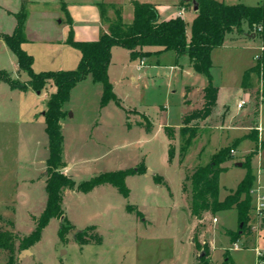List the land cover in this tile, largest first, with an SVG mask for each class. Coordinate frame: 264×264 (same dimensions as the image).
I'll return each mask as SVG.
<instances>
[{
    "label": "rangeland",
    "instance_id": "374dc122",
    "mask_svg": "<svg viewBox=\"0 0 264 264\" xmlns=\"http://www.w3.org/2000/svg\"><path fill=\"white\" fill-rule=\"evenodd\" d=\"M12 1L16 0H0V4H11ZM65 1H73L76 5L95 1L114 3L124 21L130 22L132 18L130 0H34L28 11L30 16L25 32L34 39L39 32L56 39L66 24L60 7ZM150 1L157 3L162 15L180 9V0ZM218 1L246 5L262 2ZM185 7L183 18L189 35L191 1L185 0ZM108 14L113 16L114 13L109 10ZM8 19L0 9V32L8 29ZM261 44L258 37L247 35V26L243 23L242 32L227 33L223 45L214 48L210 68L212 83L220 88L219 103L225 104L230 113L236 111L237 115L230 116L227 111L221 121L222 110L214 108L207 119L217 128L213 136L208 141L203 136L193 138L181 162L178 139L168 140L162 126L179 123L181 113L190 109L184 103V95L188 93L185 85L199 87L204 85L205 78L191 68L186 55L175 61L172 50L140 59L142 65L137 69L138 59L129 60L122 47L115 48L109 73L112 90L120 105L110 100L101 107L100 94L94 88L78 86L72 89L63 105L66 114L61 121L65 137L62 158L76 160L74 169L69 172L76 183L102 171L132 168L140 162L146 169L125 177L126 196L111 184L96 186L88 192L65 189L62 208L71 228L61 240L58 237L60 218H51L42 229L40 239L22 248L28 249L29 253L24 254L18 264H196L200 251L194 247V240L208 244V258L212 264H222L225 249L229 264H257V250L264 253V209H255L256 197L251 194L248 225L239 238L230 243L225 231L237 228L236 210L205 213L196 220L189 214L188 193L181 186L184 168L206 164L216 148L238 138L237 145L232 146L233 152L230 151L232 158L221 164L225 169L219 174V199L235 188L244 175V155L252 150L255 152L250 157V166L254 168L257 185L254 180L251 189L256 185L264 198V174L258 173L264 169V94L260 96V80L252 74L245 85L246 92L241 96L235 93L244 70L255 62L253 55ZM60 45L69 53L79 54L76 48L59 41L50 48ZM37 47L36 41L23 45L28 51H35ZM12 61L16 62L14 54L0 39V69H6L19 81L26 80V72L14 70ZM47 90L43 88L36 93L30 89L29 93H22L0 82V227L18 237L14 245L16 258L22 250L19 239L33 229L45 203L47 137L42 113ZM187 97L192 106L200 105L199 96L188 94ZM240 97L245 104L237 110ZM241 113H249V122L258 123L259 135L255 140H244L243 129L229 128L232 123L242 124ZM141 114H145L150 126L144 125ZM168 146L172 151L170 157ZM236 162H241V166ZM154 175L161 176L163 181L157 182ZM127 204L131 205V210L126 208ZM71 229L77 231L72 234ZM83 231H86L84 240L88 243L81 245L75 238ZM96 234L100 236V243H95L92 238ZM7 255L6 251L0 250V264L7 260Z\"/></svg>",
    "mask_w": 264,
    "mask_h": 264
},
{
    "label": "trees",
    "instance_id": "16d2710c",
    "mask_svg": "<svg viewBox=\"0 0 264 264\" xmlns=\"http://www.w3.org/2000/svg\"><path fill=\"white\" fill-rule=\"evenodd\" d=\"M191 1L192 0H187ZM197 4L195 16L189 24L190 34H187V22L180 15L167 19H160L157 8L149 2L132 3V19L124 22L121 18L120 9L113 4L97 2L96 6L100 13L105 29H101L99 36L93 41H79L73 38L72 29L69 28L65 42L79 51V59L74 68L34 71L32 68L33 56L22 48L26 41L24 24L27 14L28 0H20V7L14 14L16 24L11 33H0V39L14 54L17 70L25 71L28 78L19 81L13 78L6 69H0V82H5L12 89L26 90L28 88L39 92L46 88L47 83L54 86V91L48 94L45 109L43 112L44 131L47 137V157L45 159V181L44 190L46 193L45 205L39 216L35 219L33 229L19 239V245L27 248L36 243L41 236L42 229L48 224L51 218H60L58 237L63 240L64 234L71 228L70 222L64 216L62 208V194L65 189H75L80 192H88L96 186L111 184L123 195L128 194L124 179L129 174L142 173L146 167L143 162L132 168L117 169L113 171H102L82 180L78 183L72 176L65 174L61 169L65 165L62 159L63 136L60 127V120L66 114L63 109L64 103L68 100L71 88L79 81L90 77L93 82L101 84L100 106L113 100L120 105L112 90L107 75V68L111 58L112 46H120L128 51L132 60L142 59L151 52L144 50V47H157L155 52L172 50L176 57L186 55L194 71L200 73L206 80L201 92V104L185 111L180 127H164V133L168 140L177 137L179 143L178 157L181 162L186 154L187 148L193 138L199 132L209 127V117L216 107L217 87L212 83L210 68L211 51L220 47L225 35L234 30L242 32V24L247 26V35L258 37L264 43V0L256 5L243 3L226 4L218 0H194ZM185 0H180L179 5H184ZM62 10L65 6L61 5ZM108 8V10H106ZM111 10L113 16L108 15ZM68 18V16H67ZM70 22V20H69ZM254 74L260 80L261 95L264 94V48L259 53L257 60L252 66L245 69L241 79V86L245 88L249 75ZM187 92V91H186ZM226 107L223 109L225 111ZM146 127L150 126L148 118L141 114ZM255 123V122H254ZM257 124L252 127L251 133L246 137L255 140ZM237 139L214 151L206 164H196L184 168V178L181 189L188 193V208L192 218L199 220L205 213L215 214L219 210L235 209L237 216V228L228 229L225 235L230 243L235 242L243 233L252 209V196L250 190L254 184L255 175L250 166V157L255 150L245 155L242 167L245 173L237 182L235 188L230 189L223 199H219V174L225 167L221 164L232 158L230 151L232 146L237 145ZM172 151L168 146V156ZM157 182H162V177L154 175ZM126 208L131 210V205ZM9 224H13L9 222ZM86 231L76 235L79 244H87L84 240ZM90 237V236H89ZM18 237L10 230L0 227V250L8 253L7 260L2 264H18L14 256V245ZM92 238L95 243H100L99 235ZM194 247L204 254L197 258L196 264H212L208 258V244L199 243L194 240ZM228 250L225 249L222 264H229ZM264 264V253L257 256ZM232 264V263H231Z\"/></svg>",
    "mask_w": 264,
    "mask_h": 264
},
{
    "label": "crops",
    "instance_id": "0c3cea01",
    "mask_svg": "<svg viewBox=\"0 0 264 264\" xmlns=\"http://www.w3.org/2000/svg\"><path fill=\"white\" fill-rule=\"evenodd\" d=\"M134 1H137V2H143V1L144 2H149V3L154 4L155 6L157 4V3H154L153 1H150V0H130L131 3H133ZM33 2H34V0H28V3H27L28 10H27V14H26L27 17L25 19V24H24V32H25V29L27 27L26 24H27V21H28L29 16H30L28 11H29V9L30 10L32 9L31 5L33 4ZM97 2H99V1H95L92 4L83 2V3H79L77 5L73 1L61 2L60 5H64L65 6V10H62V7L61 6L60 7H61V11L63 13L64 21L66 22V24H65L64 28L60 29L59 36L56 39H53L52 37H50L45 32H39L37 34V37H35V39H34L33 37L29 36L28 32H25L26 41L22 43V45H21L22 48H23L24 44H29V43H31L33 41H36L37 44H38V47H37V49H35V51L34 50H30V51L25 50L27 53H30L33 56L32 68H33L34 71L56 70V69H65V68L66 69H68V68L70 69L71 67L74 68L76 66V64L78 62V59H79V54L78 53H71V52L69 53L68 50H65V48L63 46H61V45H60L61 47H58V48H50V47H51V45H54V42L57 43L58 41L62 42L64 44H67L65 42V39H66V36H67L69 28L72 29L73 38L75 40H79V41H93V40H96L98 38V36H99V33H100L101 29H105V25H104V23H102V20H101V17H100V13H99L98 8L96 6ZM101 2H103V1H101ZM110 4L114 5V3H110ZM8 5H9V7H8ZM19 7H20V0H16L15 2L12 1L11 4H6V3H1L0 4V9L10 18V19L7 20V23H8L9 27L6 30V32H0V33H8V32H12L13 31V29L15 27V24H16V19H15V15L14 14L18 11ZM156 8H157V11H158L160 19H167V18H170V17H174V16H176V15H178L180 13H181L180 15L183 17V13L187 9L185 7V3H184V5H180L179 11H171L170 13L162 15V13L159 10V6H156ZM39 11H40V13H42L43 9L40 8ZM46 14H47V9H46ZM120 14H121V18L123 20L121 11H120ZM190 14H191V20H192V18L195 16V10L192 9ZM108 15L110 16V14H108ZM67 16H68V18H67ZM46 18H47V16H46ZM69 20H70V22H69ZM124 22H126V21H124ZM253 36L254 35H252L250 37H253ZM59 44H61V43H59ZM67 45H69V44H67ZM117 47H120V46H112V48H111V57H112L113 50L115 48H117ZM144 50H148V51L151 52L149 55H147L144 58H149L151 55H158L159 53L162 52V51L155 52V50H157V47H153V46L144 47ZM213 50L211 51V54H210L212 66H213V58H212L213 57ZM124 51H125V55L130 60L129 55H128V51L126 49H124ZM68 53H69V55H68ZM174 55H175V53H174ZM177 58L178 57H176V55H175V61L177 60ZM39 60H40V62H39ZM138 61L140 62V60H138ZM110 62H111V58H110ZM139 62L136 65L137 69L140 68V63ZM10 64H11V67L14 70L17 71L16 62L12 61V62H10ZM189 65L191 66L190 61H189ZM252 65H253V63H250L247 66V68H249ZM35 66H37V67H35ZM109 66H110V63H109L108 68H107V75H108V79L110 81ZM191 68H192V66H191ZM250 76H252V74L249 75V77ZM211 77H212V75H211ZM130 78L133 80L135 77L132 75ZM205 84H206V82L204 83V85H201L199 87L195 86V85H190V84L185 85V91H187L188 93H186L187 95L186 94L184 95V97H185L184 98V103H186L187 106H190V108L196 107V106H192L191 105L192 103L189 101L188 97L186 98V96H188V94H189V96L197 95V96H199V100H201V92H202V88L205 86ZM78 86L83 87V89L85 87L94 88L95 92L99 93L101 95L100 84H98V82H93L89 76L86 77L85 79L79 81L78 83H76L71 88V90L74 89L75 87H78ZM215 86L217 87V98H216V107L215 108L222 110L221 111V116H220V119L222 121V119L226 116L225 113L227 111H228V113H230V111H229L228 107L225 104L219 103L220 88L217 85H215ZM46 88L49 89V91L47 90V94H49L50 92L54 91V89H55L52 84L47 85ZM29 91H30V88H28V89H26L24 91L20 90V92H22V93H25V92L29 93ZM244 92H246L244 87H242L240 85L239 89H236L235 93H236L237 96H241V95L244 94ZM36 93H39V92L36 91ZM240 99H241V97H240ZM194 102H195V100H194ZM199 104H201V102ZM244 104L241 107H237V105H236V109L237 110L238 109H242ZM101 107H103V106H101ZM225 107H226V109H225V111H223V109ZM184 112L185 111H183L181 113L180 121H179V123L177 125H167V124H165V125L162 126L163 131H164V127L165 126H170V127L175 128V130H177V128L180 127V125H181V120H182ZM235 114L237 115L236 111L234 113H230L229 115L230 116H234ZM241 118L243 120L242 124L238 125L237 123H232V124L228 125L229 128H232V129H243L244 132L241 134V136L242 135L244 136V140L245 139L248 140V139H250V138L246 137L247 134H248V130H252V127H254V125L257 124L256 135H257V138H258V135H259V125H258V123H256L255 121H254L255 123L254 122L253 123L249 122V120H250L249 119L250 118V114L249 113H241ZM61 121H62V119L60 120V127H61L62 136H63V141H62V156H63V147H64V142H65V137H64V134H63L62 122ZM215 128H216V126L210 125L209 127L202 129L197 136H199V137L203 136L208 141L211 138V136H213V134H214L213 132H215ZM236 139H238V138H236ZM217 149L218 148H216L215 150H217ZM247 153H249V152H247ZM62 159L65 162V165L62 167L61 170L65 174H68V175L72 176L71 174H69V172L74 169V163H76V160H71V159L67 160V159H64V158H62ZM44 162H45V160H44ZM79 163H81V161ZM1 165L2 164L0 163V170H1ZM255 184H256V178H255ZM256 185L254 187H256ZM45 199H46V196H45ZM44 205H45V203H44ZM203 242L204 241H202V243Z\"/></svg>",
    "mask_w": 264,
    "mask_h": 264
},
{
    "label": "built area",
    "instance_id": "2783aa9c",
    "mask_svg": "<svg viewBox=\"0 0 264 264\" xmlns=\"http://www.w3.org/2000/svg\"><path fill=\"white\" fill-rule=\"evenodd\" d=\"M181 14V13H180ZM264 48V43H262L259 47H258V52L256 54L253 55V59L256 61L258 56H259V53L263 50ZM140 65H142V60H140ZM139 67V66H138ZM244 100L243 99H240L238 102H237V107H241L243 104H244ZM231 152H233V150H231ZM259 170V169H258ZM258 173H262L264 174V169H260ZM250 193L254 195V197H256V206H255V209L256 210H261V209H264V198L261 194H259L260 192L256 190V187L252 190H250ZM215 220V219H214ZM236 248V244H235V247ZM257 256L261 255V253L257 250ZM257 264H261V261L258 260Z\"/></svg>",
    "mask_w": 264,
    "mask_h": 264
},
{
    "label": "water",
    "instance_id": "95a60500",
    "mask_svg": "<svg viewBox=\"0 0 264 264\" xmlns=\"http://www.w3.org/2000/svg\"><path fill=\"white\" fill-rule=\"evenodd\" d=\"M192 9H193V10H196V9H197V4H196V2H195L194 0H192ZM236 165H237V166H241V162H236ZM76 231H77L76 229H71V233H72V234H74ZM26 253H29V250H28V249H22V250L19 252V254H18V256H17V262H18V263L20 262L21 257H22L24 254H26ZM203 254H204V252L201 251V252L199 253L198 256L201 257Z\"/></svg>",
    "mask_w": 264,
    "mask_h": 264
}]
</instances>
